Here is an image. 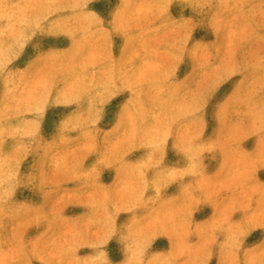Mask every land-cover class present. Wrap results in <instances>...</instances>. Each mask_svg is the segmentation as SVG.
<instances>
[{
	"label": "rangeland",
	"instance_id": "rangeland-1",
	"mask_svg": "<svg viewBox=\"0 0 264 264\" xmlns=\"http://www.w3.org/2000/svg\"><path fill=\"white\" fill-rule=\"evenodd\" d=\"M0 264H264V0H0Z\"/></svg>",
	"mask_w": 264,
	"mask_h": 264
},
{
	"label": "crops",
	"instance_id": "crops-1",
	"mask_svg": "<svg viewBox=\"0 0 264 264\" xmlns=\"http://www.w3.org/2000/svg\"><path fill=\"white\" fill-rule=\"evenodd\" d=\"M152 205H154V204H152ZM128 213H129L128 211H124V212H121V213L117 214V219H119V218L125 216V215L128 214Z\"/></svg>",
	"mask_w": 264,
	"mask_h": 264
}]
</instances>
